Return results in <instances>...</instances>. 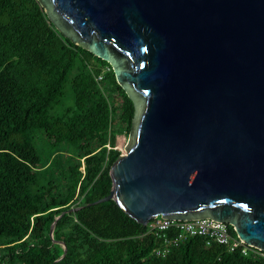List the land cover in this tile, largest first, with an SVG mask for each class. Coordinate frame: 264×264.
Wrapping results in <instances>:
<instances>
[{"label": "water", "instance_id": "water-1", "mask_svg": "<svg viewBox=\"0 0 264 264\" xmlns=\"http://www.w3.org/2000/svg\"><path fill=\"white\" fill-rule=\"evenodd\" d=\"M39 1L135 105L112 190L87 205L223 221L264 250V0Z\"/></svg>", "mask_w": 264, "mask_h": 264}, {"label": "trees", "instance_id": "trees-1", "mask_svg": "<svg viewBox=\"0 0 264 264\" xmlns=\"http://www.w3.org/2000/svg\"><path fill=\"white\" fill-rule=\"evenodd\" d=\"M134 115L111 64L65 37L39 0H0V264H264L197 235L158 256L163 238L115 200L87 205L111 192Z\"/></svg>", "mask_w": 264, "mask_h": 264}, {"label": "built area", "instance_id": "built-area-1", "mask_svg": "<svg viewBox=\"0 0 264 264\" xmlns=\"http://www.w3.org/2000/svg\"><path fill=\"white\" fill-rule=\"evenodd\" d=\"M108 70L109 66L103 67L102 72L97 75V80L102 81L104 73ZM147 226L150 232L163 238V244L155 252L158 256H164L172 246L178 245L188 236L197 235L205 237L207 247L212 242H217L231 251L241 248L244 254L253 251L264 257V250L246 244L238 236H233L229 224L223 221H210L207 217L196 218L192 221H165L163 218H152Z\"/></svg>", "mask_w": 264, "mask_h": 264}, {"label": "rangeland", "instance_id": "rangeland-1", "mask_svg": "<svg viewBox=\"0 0 264 264\" xmlns=\"http://www.w3.org/2000/svg\"><path fill=\"white\" fill-rule=\"evenodd\" d=\"M127 141H128V136L125 133L118 135L116 148H118L120 151H122V149L124 148ZM38 144H39V146L43 147V143L41 141H39ZM40 152H41V155L44 157L47 156V154H48V151L47 150L45 151V148H43V151L40 149Z\"/></svg>", "mask_w": 264, "mask_h": 264}]
</instances>
